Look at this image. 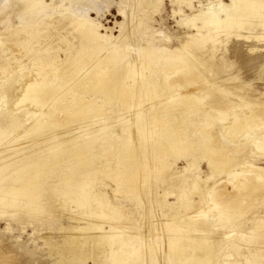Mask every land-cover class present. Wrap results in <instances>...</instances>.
I'll return each mask as SVG.
<instances>
[{
	"label": "bare ground",
	"instance_id": "6f19581e",
	"mask_svg": "<svg viewBox=\"0 0 264 264\" xmlns=\"http://www.w3.org/2000/svg\"><path fill=\"white\" fill-rule=\"evenodd\" d=\"M16 1L22 18V26L10 37L12 38L14 34H23V39L19 40V42L17 40V43L25 50L29 49L26 56L28 63L22 64L18 60L16 62H20V70L28 64L32 65V67L27 69L29 71L16 73L12 77L8 75L5 79H8L6 84L9 83L11 86L16 84L17 88H11L12 90L10 91L11 94L17 95L18 104L21 102L31 103L34 110L27 109L28 114L31 115L29 121L23 120L25 118H18L19 115L23 114L15 117L10 113L5 119L0 118V126L2 127L5 120L14 117L12 119L14 123L10 130L1 131L0 127V145L7 140L5 136L14 135L15 137L18 136V138L12 144L14 146L18 145V147L23 146L30 137L38 139L40 136L49 135L50 131L55 128L50 126L53 124L56 125L55 130L57 131L75 124L85 125L87 128L84 129V127L80 126L77 129L79 131L74 134L62 132L56 135L57 137L53 141L46 142L47 144L39 143L36 147L34 146V148L26 152L23 149H18L14 152L11 151L9 154H0V216H18L21 213H25L26 216L35 218L39 223H43L44 218L42 215L50 214V209L45 207L46 203L53 205L54 208L51 211L66 215L64 217L67 218L68 223H60L58 225L59 236L51 232H45L46 229L44 227L41 228L40 239L43 241V245L39 247V250L45 251L48 260H50L47 262L49 264H141L138 259L133 258L135 254H142L143 264H148V261L157 263L158 258L156 256L153 257L152 254L151 259L148 251H153L154 247H156V238H158L156 233L158 232L150 233L151 228L148 225L146 226V233L143 235L144 244L148 247L146 252H142L143 249L138 250L136 246L127 247V243L133 242L136 237L134 234L128 239L121 237V232L131 227L126 221L128 218L125 213L121 212V209H116L101 193V189H98V186L94 185L97 174L103 171H97L96 166L93 165L87 166L86 161L97 158L100 164L108 166L112 164L110 161L116 155L115 160L118 166L116 169L110 168L107 170V176L115 182L123 180V185L125 186V183L131 182H134L133 185L135 184L136 186L137 183L140 184L142 175H146V170L135 169V165H133L135 163L133 159H130L136 158L135 154L137 155V151L141 148L151 149L154 146L149 145L151 143L150 140L144 142L145 146H137L136 143L140 140L137 134L144 135L146 139H149L148 136L156 132L154 129L157 128L153 129L152 124H157L161 127L164 124L163 122L169 123V121L176 120L178 117L171 113L172 111L170 110L181 104L180 102L182 101H185L188 105L190 104V108H192L191 104L202 105L200 103L201 100H198L193 94L182 91L170 103V108L167 107L165 109L169 104L166 102L162 103L163 99L157 94V92L172 91L177 85L180 88L185 86L184 89H186L188 83L197 84L200 81L199 79L205 82V76L203 77V73H201L199 68V64L203 63L201 55L193 51L196 43L192 40H186L180 46L174 47L175 52H168L167 49L153 45L152 41L147 42L148 44L146 45H136L137 40L136 38L133 39V34L138 29L137 23L142 17H140L142 15L140 14L141 12H135L129 17L126 15L127 9H121L120 12L124 15V20L119 23L122 31L118 38L111 40L109 39L110 37L100 33L98 27L91 24L88 19L80 21L75 15L64 13L62 10L58 13L55 12L57 8L65 7V2L67 1L72 5L85 0ZM57 1L61 3L59 7L56 5ZM96 1L86 0L85 2L88 3L87 5L90 8L92 7L89 6V3L95 2L97 9L99 0L97 3ZM161 2L162 0H156L157 4ZM223 7L225 8V5ZM261 9H263V13L260 12ZM224 10H226L225 17L220 16V10L216 12L201 11L194 18H192L193 16L189 17L190 20L192 18L193 22L203 18V26L208 25L210 28L208 33L200 39V47H202L201 44L216 39V33L213 34L212 32L214 30L222 29L227 33H231L249 23L256 15H260L264 19V0H233V9L231 11L229 9ZM8 20V18L2 19L5 29L8 28ZM67 22L79 29L78 31L81 34L79 38L80 47L71 50V42L69 40L65 42L64 47H61L60 44L52 47L53 40L47 42L48 38H53L49 31L50 28L52 26L56 28V24L60 25ZM128 22L131 25L130 30L132 32L128 30L130 32L125 33L126 23ZM193 24L195 25L196 23ZM41 25L46 27L40 29ZM203 26L201 25L200 27ZM200 27L197 26L199 31L201 30ZM238 31H241V29ZM217 36L219 37L218 34ZM192 37L194 36L192 35ZM39 43H45V45L35 48V44ZM131 46L134 51L128 52L127 50ZM62 52L63 54H61ZM99 54H102V57L97 58ZM2 68L10 69V63ZM209 69L210 71L215 70L213 65H210ZM259 71L261 78L264 79V63ZM235 74L233 73L229 78ZM180 76L182 77L181 80L179 79ZM180 81L182 84H177ZM208 82L210 81L208 80ZM208 82L206 81L205 83ZM2 83L1 79L0 93L2 91L1 86L4 87ZM241 99L247 100L244 97ZM7 102L9 101L7 100ZM13 102L16 103V101ZM258 102L261 103L259 100ZM118 103L124 107V113L116 117L114 121L108 119V114L114 106L112 104ZM107 104L111 105L107 108ZM148 104H151V106ZM144 105H148L151 109L144 110L140 108ZM43 106L48 107L44 110H38L42 109L41 107ZM126 108L129 109L126 110ZM213 108L205 112V115H208V119L227 118L228 113L224 112V110L220 111ZM7 109L10 108L7 107ZM22 112L25 113V110L22 109L20 113ZM59 112H62L63 115L59 116ZM248 115L258 118L264 114H257L250 110ZM26 119H28V116H26ZM104 119L120 123V131H115L114 135L113 133L111 134L114 127L112 130L109 129L108 123L103 126L99 123L97 125L99 127L94 126L95 122H101ZM151 121L153 122L152 124H150ZM245 122L243 117L233 116L234 127L237 125L240 127L247 126V122ZM134 125H137L136 130H134L135 128L133 129ZM20 127L24 128L23 131H19ZM3 129L5 128L3 127ZM225 129H228V126ZM231 134H236V132H231ZM119 136L124 137L121 139ZM80 139H82V143L79 142ZM215 140L213 135L208 142V150L205 153L208 156L209 178L215 171L220 174V171L224 172L229 167L232 168L236 159L234 156L221 153L220 148L215 147L217 145ZM241 141L246 146L250 147L253 145L259 151H264V138L262 137H256L253 134L246 135ZM222 142H220L221 145H223ZM50 146H62L63 148L60 153L58 151L43 152ZM223 146L225 147L226 145ZM155 147H158V145H155ZM225 149L228 151L231 149V145ZM117 151L119 152L117 153ZM64 157H67V159L63 160ZM70 161L76 167L79 165L87 166L82 170H76V174L84 175V180H79L76 174L63 170V164H68ZM240 166L242 169H240V173L241 171L252 170L251 172H254L258 183L264 180V166H257L246 161H242ZM47 167H51V169L45 170ZM52 168L56 170L57 175L56 173L52 174L50 179L48 177L45 179L46 181H43L40 175H50L54 171ZM184 170L186 171L185 168ZM240 173L238 170L230 169L226 174L229 178L235 177L237 179L235 182L239 185L247 184L245 183V177L242 175L238 176ZM180 175L172 174L174 179L168 183L163 192V197L165 196V198L175 194L176 200L168 201V204L174 209L175 207L178 208V210H174L171 216L172 221L170 220L169 224L166 223L165 227L168 231H172V228H169L170 224L189 229L187 233L181 235L174 236L172 232L168 234V243L171 246V251L168 255L166 254V258L164 257L167 264H237L240 261L244 264H252L254 259L251 261L252 259L250 260V258L252 256L255 257L258 251L264 252V240L253 242L250 237L246 243L237 244L236 242L234 243L235 235L233 234L232 243L228 242L223 253L219 254L222 249H220V245L216 241L214 229L210 227L208 218H189L187 215L192 212L195 213V211H192L188 214L190 209L196 208L195 210H197L196 203L191 201L189 193L183 186L179 187L180 191L178 192L172 191L174 190V181ZM200 178L201 176L197 175L193 180L192 185L196 186L193 190H199L198 192L201 195L200 203L204 201V198L208 199L206 204L210 202V208L213 205L211 197H209L211 184H207L208 182L204 180L207 178H204L202 179L204 186H202ZM136 186L135 188H138ZM115 189L118 190L120 188L117 187ZM256 194L258 197V193ZM253 195L255 194L249 193L242 196L252 197ZM153 197L156 198L155 196ZM21 199L24 200L22 203L20 202ZM147 199L149 200V198ZM155 201L157 200L155 199ZM203 204L206 205L205 203ZM181 207L186 210L181 211ZM203 207L201 209L198 207L197 213L200 210L203 212L208 211L209 208ZM220 208L223 209V206H220ZM12 220L15 219L13 218ZM119 221L122 222L120 223ZM106 223L110 227L109 230L105 228ZM11 224V222H7L6 231H14V227ZM197 224L205 226L209 224V227L208 229L206 227L194 229ZM157 225L159 230L162 231L164 229L159 226L160 224ZM263 227L264 219H258L251 231H254L252 233L255 235ZM228 234L231 237L232 232ZM256 234L258 235V233ZM20 239L21 236L15 238L14 249H17L16 246L18 248L22 247L19 244ZM225 258H231L232 261ZM220 259L222 260L220 261ZM161 261L164 263L163 260ZM162 262L159 261V264Z\"/></svg>",
	"mask_w": 264,
	"mask_h": 264
},
{
	"label": "rangeland",
	"instance_id": "374dc122",
	"mask_svg": "<svg viewBox=\"0 0 264 264\" xmlns=\"http://www.w3.org/2000/svg\"><path fill=\"white\" fill-rule=\"evenodd\" d=\"M48 1L50 2L51 0ZM85 1L72 5L67 1L65 2V7L57 8L55 12L58 13L62 10L64 13L75 15L80 21L88 19L91 24L98 27L100 33L110 37L109 39L111 40L118 38L122 31L119 25V23L124 20V15L120 12L121 9H127L126 15L129 17L135 12H141L140 14L142 15H140V17H142L137 23L138 29L133 34V39L136 38L137 40L136 45L142 46L148 44L149 41H152L153 45L167 49L168 52H175L174 47L176 48L180 46L186 40H192L196 43L193 47V51L197 54L200 53L201 61H203V63L199 64L201 73H203V77L205 76V82H208V80L210 81L205 83L203 80L199 79L200 81L197 84L188 83L186 89H184L185 86L180 88L177 85L182 84L180 81L177 82V86H175L172 91L157 92L159 97L163 99L162 103L166 102L169 104L165 109H167V107L170 108V103H172L175 100V96L180 95L182 91L193 94L198 100H201V102H199L202 105L197 106L191 104L192 108H190V104L188 105L185 101H182L180 102L181 104L176 105L170 110L172 111L171 113L178 117L176 120L169 121V123L163 122L164 124L161 127L157 124H152L153 122L151 121L150 124H152V128H157L154 129V131H156L154 132L155 134L153 133L151 136H148L149 139H146V136L144 135L141 136V134H137L138 139L140 138V140H138L139 144L136 143L137 146H145L144 142H148V140L151 142L149 145L154 146L151 147V149L141 148L137 151V155L135 154L136 158L130 159H133L135 169L146 170V175H142L140 184L137 183V186L134 184L138 188H135L133 185L134 182L128 184L125 183V186L123 185V180L115 182L107 176V170L110 168L116 169L118 166L115 160L116 155H114V153L113 157L115 158L110 161L112 166L100 164L97 158H92L86 161L87 166L93 165L96 166L95 168L97 171H103L97 174L96 183H94V185L98 186V189H101V193L116 207V209H121V212L125 213L128 218L126 221L131 227L125 231L123 230L121 232V237L128 239L133 234L136 235V237L133 242L127 243V247L130 248L136 246L138 250L143 249L142 252L147 251L148 247L144 244L145 239H143V235L146 233V226L148 225L151 228L150 233L158 232L156 233L158 234V238H156L157 245L154 249L152 248L153 251L149 250L148 254L150 257L153 254L152 256H156L160 262H162L161 260L164 261V263L162 262L160 264H167L164 257L166 258V254L168 255L171 251V246L168 243V234L172 232L174 236L181 235L187 233V230L189 229L187 227L184 228L182 226L179 227L178 225L174 226L173 224H170L169 228L171 227L172 231H168L165 227V224H169L172 219L171 216L173 215L174 210H178V208L175 207L174 209V207L168 204V201L172 202L176 200L175 194H171L167 198H165V196L163 197L165 187H167L168 183L174 179L172 174L174 175L175 173L182 175L175 179L174 190L172 191L178 192L183 186L187 190V193H189L191 201L196 203L197 210H195L196 208H192L188 214L192 211H195V213L192 212L189 215L186 213L189 218H208L210 227H213L214 229L216 241L219 243L220 249H222L219 254L223 253L228 242L232 243L233 234L235 235L234 243L236 242L237 244L246 243L250 237L253 242L263 241L264 227L263 229H260L261 231L256 232L258 235L255 233L256 236L251 229L256 225L258 219H264V180L258 183L254 172H251L252 170H246L247 172L241 171L240 173V163L246 161L257 166H264V151H259L258 148H255L253 145L250 147L246 146L241 141L246 135L252 134L256 137L264 138V115L258 118H253L248 115L250 110L257 114H264V79L261 78L259 71L261 65L264 63V19L260 15H256V17L252 18L249 23L245 24L246 26L244 25L240 28L241 31H238L240 29H237L231 33H227L222 29L214 30L212 32L213 34L216 33V39H213L214 41L209 40L205 44H201L202 47H200V39L203 35L208 33V29L210 28L208 25L203 26V18V20L197 19L194 22L192 21V18L201 11L216 12L219 10L220 16L225 17L226 10L224 9H229L231 11L233 9V0H180L181 2L179 0H162L160 4H157L156 0H97V9L95 2L89 3V6L92 7L90 8ZM56 5L59 7L61 5L60 1H57ZM138 5L140 6L138 7ZM224 5L225 8L223 7ZM143 10L145 11L142 13ZM260 12L263 13V9H261ZM189 17H192L191 20ZM4 18L9 19L7 29H5L2 23V19ZM193 23H196L195 25L198 27L201 25L203 27H200L201 30L199 31L197 26ZM21 26L22 18L18 11L17 1L0 0V81L2 79V85H4V87L1 86L2 91L0 93V118L5 119L10 113L15 117H18L19 114H23L19 115L18 118H25L23 120L29 121L31 115L28 114V110H34V108H32L31 103L21 102L18 104L19 101L17 100V95L11 94L10 91L16 87V84H13V86L9 83L6 84L8 79H5L8 75L12 77L16 75V73L29 71L27 69L32 67V65L28 64L25 68L23 67L21 70L19 69L20 62L22 64L28 63L26 56L28 55L27 50L29 49L25 50L20 47L19 43H17V40L19 42V40L23 39L24 35L14 34L12 38L10 37V35L15 33ZM45 27V25H41L40 29ZM130 29L131 25L128 22L126 23L125 33L130 32ZM78 30L79 29H76L73 24L68 22L60 25L56 24V28H53V26L50 28L49 31L51 32L50 34L53 35V38H48L47 42L53 40L52 47H56L58 44H60L61 47H64L65 42L69 40L71 42V50H75L80 47L79 38L81 34ZM211 30H213V28H211ZM191 34L194 37H192ZM44 45L45 43H39L35 44L34 47L38 48L43 47ZM34 47L32 46V48ZM127 51L133 52L134 48L131 46ZM61 54H63V52ZM100 57H102V54L97 55V58ZM17 60L20 62L17 63ZM9 63L10 69L6 70L2 68ZM203 64L205 65L203 66ZM210 65H213L215 70L210 71ZM233 73L236 74L229 78ZM181 78L182 77L180 76L179 79L181 80ZM241 86H243V89ZM6 96L9 98L7 99ZM243 97L247 100H242L241 98ZM7 100L9 102H7ZM258 100L261 101V103L258 102ZM13 101H16V103ZM11 105L12 107H10ZM110 105L111 104H107V108ZM112 105L114 106L108 114V119L114 121L116 117L124 113L125 109L119 103ZM148 105L151 106V104ZM148 105L141 106L140 108L150 110L151 107ZM7 107L10 109H7ZM47 107L48 106H43L41 107L42 109L38 110H44L47 109ZM210 108L220 111L224 110V112L228 113L227 118H219L220 120L218 118L217 120L208 119V115L206 116L205 112H208V109ZM22 109L25 110V113H20ZM128 109L129 108H126V110ZM61 114L62 112H59V116H61ZM26 116H28V119H26ZM233 116L243 117L247 122H245L247 126L240 127L237 125L234 127ZM63 118L67 119L66 117ZM9 119H7L8 121L5 120L3 122L2 127L0 126L2 129L1 131H5L6 129L10 130L12 128L11 126L14 123L12 119H14V117H10ZM99 123H101L100 125L102 126L108 123L107 125H109V129L111 130L114 127L111 132L113 135L115 134V131H120V123L118 124V122H116V124L115 122L104 119L101 122H95L94 126L99 127L97 126ZM50 126L56 128V125L54 124ZM80 126L81 125L79 124H75L60 131H57L54 128V130L52 129L47 136H40L38 139L30 137L24 143L25 145L20 147L12 144L17 141L18 136H5L7 137V140L0 145V154H9L11 151L14 152L18 149H23L26 152L31 148H34V146L36 147L39 143L47 144L53 141L57 137L56 135L62 132L77 133V131H79L77 129H79ZM136 126L137 125L133 126V129L135 128L134 130L137 129ZM227 126L228 129H225ZM3 127L5 129H3ZM81 127H84V129L87 128L85 125ZM23 129L20 127L19 131H23ZM18 132L16 133L19 135ZM231 132H236L237 135L231 134ZM213 135L216 139L215 143L217 144L215 147H219L221 153L236 157L238 161L235 159L232 168L229 167L227 170H224V172L220 171V174L218 171H215L212 173L211 178H209L208 156L205 153L208 150V142ZM81 137L83 138V136ZM123 137L124 136H121L120 138L123 139ZM219 139H222L224 143ZM219 141L226 146L224 147L221 145ZM79 142L82 143V139H80ZM231 142L232 144H230ZM155 145H158V147H155ZM230 145L231 149L227 151L225 148L230 147ZM62 148V146H50L43 152L58 151L60 153ZM118 152L119 151H117V153ZM66 159L67 157L63 158V160ZM73 162L70 161L68 163L69 165L64 163L63 170L76 174L77 169L82 170L87 167L86 165H79L76 167L73 165ZM47 169H51V167H47L45 170ZM230 169H234L235 171L238 170L240 173L238 176L242 175L245 177V183L247 184L239 185L235 182L237 180L235 177L232 176L229 178L226 173ZM53 170L55 172L52 171L50 175H40V177L43 178V181H46L45 179L48 177L50 179L52 174L56 173L57 175L56 170ZM177 171L181 172L178 173ZM197 175L201 176L200 180L207 178L204 180L208 182L207 184H211L209 197H211V203L213 205L210 208V202H207L208 204H206V200L208 201V199L204 198L203 200L205 202L201 201L202 203H200L201 195L198 192L199 190H193L196 187L192 185L193 180ZM76 176L79 180H84V175L76 174ZM201 184L204 186L203 180L201 181ZM117 187L120 189H115ZM136 189L137 191H135ZM249 193H254L256 196H242ZM256 193H258V197ZM147 198H149V200ZM155 199L157 201H155ZM23 201V199L20 200L21 203ZM201 206L209 208L208 211L203 212L200 210L197 213L198 207L201 209ZM220 206H223V209L220 208ZM45 207L50 209V214L42 215L44 218L43 223H39L35 218L26 216L25 213H21L18 216H0V264H49L47 262L50 260H48L45 251L41 249L39 250V247L43 245V241L40 239V233L42 232L41 228L44 227L46 229L45 232H51L52 234L59 236L60 231L58 230V225L60 223H68V220L64 217L66 215L51 211L54 208L53 205L46 203ZM180 209L181 211L186 210L184 207H181ZM13 218L15 220H12ZM7 222L12 223L11 225L14 227L13 232L6 231ZM119 222L121 223L122 221ZM157 224H160L159 226L164 229L162 231L159 230ZM208 225L197 224L194 229H198V227L201 229L202 227H206V229H208ZM105 228L107 230L110 229L107 223L105 224ZM230 232H232L231 237L228 234ZM18 236H21L19 244H21L22 247L18 248L15 245L17 249H14V240ZM263 255L264 252L258 251L255 257L252 256L250 260L252 259L251 261H253L254 259V264H264ZM141 256L142 254H135L133 258L138 259L139 262L143 264V258H141ZM225 259L232 261L231 258ZM158 260L157 263L148 261V264H159ZM221 260L222 259H220V261ZM237 264L244 263L240 261Z\"/></svg>",
	"mask_w": 264,
	"mask_h": 264
}]
</instances>
